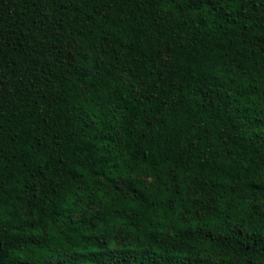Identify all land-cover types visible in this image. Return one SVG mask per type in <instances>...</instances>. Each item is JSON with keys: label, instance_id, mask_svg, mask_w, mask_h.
I'll return each instance as SVG.
<instances>
[{"label": "trees", "instance_id": "obj_1", "mask_svg": "<svg viewBox=\"0 0 264 264\" xmlns=\"http://www.w3.org/2000/svg\"><path fill=\"white\" fill-rule=\"evenodd\" d=\"M0 264H264V0H0Z\"/></svg>", "mask_w": 264, "mask_h": 264}]
</instances>
